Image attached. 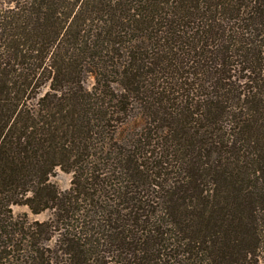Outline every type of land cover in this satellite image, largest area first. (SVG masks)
Listing matches in <instances>:
<instances>
[{"label":"trees","instance_id":"1","mask_svg":"<svg viewBox=\"0 0 264 264\" xmlns=\"http://www.w3.org/2000/svg\"><path fill=\"white\" fill-rule=\"evenodd\" d=\"M0 264H264V0H3Z\"/></svg>","mask_w":264,"mask_h":264},{"label":"rangeland","instance_id":"2","mask_svg":"<svg viewBox=\"0 0 264 264\" xmlns=\"http://www.w3.org/2000/svg\"><path fill=\"white\" fill-rule=\"evenodd\" d=\"M3 0H0V3ZM94 83L92 77H87L85 80L86 87L90 88ZM72 175L70 173L63 172L60 169H57L53 176L50 178V181L54 183L60 190H67L71 184ZM12 211L15 215H19L21 213H27L32 220H45L49 216V212H43L39 215H34L30 213L29 209L26 206H13Z\"/></svg>","mask_w":264,"mask_h":264}]
</instances>
